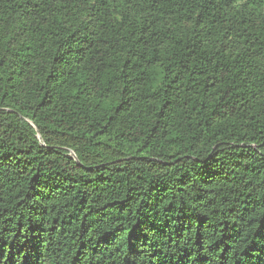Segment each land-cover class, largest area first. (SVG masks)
I'll use <instances>...</instances> for the list:
<instances>
[{
    "label": "trees",
    "instance_id": "trees-1",
    "mask_svg": "<svg viewBox=\"0 0 264 264\" xmlns=\"http://www.w3.org/2000/svg\"><path fill=\"white\" fill-rule=\"evenodd\" d=\"M0 264H264V0H0Z\"/></svg>",
    "mask_w": 264,
    "mask_h": 264
}]
</instances>
